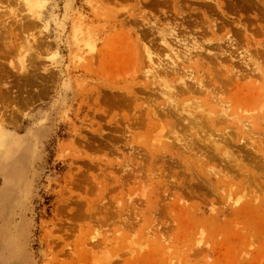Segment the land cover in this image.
I'll list each match as a JSON object with an SVG mask.
<instances>
[{"label":"rangeland","instance_id":"rangeland-1","mask_svg":"<svg viewBox=\"0 0 264 264\" xmlns=\"http://www.w3.org/2000/svg\"><path fill=\"white\" fill-rule=\"evenodd\" d=\"M23 2L0 0V264H264V0Z\"/></svg>","mask_w":264,"mask_h":264},{"label":"bare ground","instance_id":"bare-ground-1","mask_svg":"<svg viewBox=\"0 0 264 264\" xmlns=\"http://www.w3.org/2000/svg\"><path fill=\"white\" fill-rule=\"evenodd\" d=\"M26 3H27V5H28V7H29V10L32 12V16H36V17H38V14L36 13V8H37V6L39 5V3H40V0H24ZM25 2H23V3H25ZM25 3V4H26ZM27 7V8H28ZM35 17V18H36ZM39 18V17H38ZM165 41V40H164ZM163 41V42H164ZM166 43V42H165ZM167 44V43H166ZM21 48H23L22 46H21ZM185 56V55H184ZM189 56V55H188ZM190 57V56H189ZM189 61H191V60H189ZM160 63H158V65H159V67L161 68V69H159V70H162V72H163V74L164 75H166V76H168L170 73H172V72H174V74L176 73V74H178V75H180L179 76V78H177V81H179V83H181L180 84V87H177V86H175V85H173L172 83V85H170V86H168L165 90H166V92H165V90L163 91V88L161 89L162 91H161V94H162V92H163V94H164V92L167 94V95H173L174 97H177L180 93L179 92H182L184 89L183 88H185L186 87V90L189 92V93H192V91H191V88H190V85H187L188 83H186V79H191V77L193 78L194 76L192 75V73H191V77L188 75V73L186 74V73H183V71L182 72H180L181 70L179 69V66L176 64V62H175V59H173V56L171 57V56H169L168 55V59H166L165 61H159ZM24 64V63H23ZM26 67L24 66V65H22V68L21 69H25ZM153 68V67H152ZM152 68H150V70L152 69ZM149 70V69H148ZM152 70H154V69H152ZM170 71V72H169ZM153 73H154V71H152ZM158 72V71H157ZM162 72L160 71V73L159 74H161L162 75ZM187 72V71H186ZM156 74V73H155ZM239 75V74H238ZM249 76V75H248ZM233 77V76H232ZM176 78V77H175ZM240 78H241V76H240ZM179 79V80H178ZM198 80H200V79H198ZM202 80V79H201ZM230 81V80H229ZM232 81V80H231ZM176 82V81H175ZM187 82H188V80H187ZM197 82H199V84L202 86V83H203V81L201 82V81H197ZM233 82V81H232ZM167 83V82H166ZM168 84V83H167ZM183 84V85H182ZM165 85V84H164ZM199 85V87H200V89L202 88V87H204V86H200ZM166 86V85H165ZM179 86V85H178ZM182 86V87H181ZM204 89V88H203ZM171 90V91H170ZM201 91V90H200ZM202 92V91H201ZM215 96H217V94L216 95H214L213 94V97H215ZM173 98V97H172ZM212 98V97H211ZM5 99V98H4ZM212 99H214V98H212ZM215 99H217V98H215ZM214 99V100H215ZM174 100V99H173ZM191 100H192V98H191ZM193 100H194V98H193ZM192 100V101H193ZM195 101V100H194ZM193 101V102H194ZM199 100L197 99V103H199L198 102ZM217 101V102H216ZM215 102H216V104H218L219 106H220V111H219V113L218 114H216V115H220L223 119L222 120H225V119H227L228 117H231V115L232 114H230L229 112H228V106H227V104L226 105H224V103L221 101V100H219V99H217V100H215ZM264 103V102H263ZM260 105V104H259ZM199 105L197 104V106H193V107H196V108H198V110L199 111H197V112H199V113H204V110L203 109H200V107H198ZM263 106V105H262ZM186 107V106H185ZM202 107V106H201ZM261 108V107H260ZM170 112V111H169ZM205 112H206V114H207V116H209L208 118H210V116L212 117V115L213 116H215V112L214 111H208V110H205ZM188 113H189V110H188ZM187 113V115H189ZM191 114V113H190ZM198 114V113H197ZM200 115V114H199ZM235 115V114H234ZM158 116V115H157ZM185 116V115H184ZM183 116V117H184ZM194 117V122H196V121H198V118L197 117H195L194 115H192L191 114V116H189L190 118L191 117ZM217 116V117H218ZM193 117H192V119H193ZM227 117V118H226ZM220 118V117H219ZM232 119V118H231ZM12 120V119H11ZM187 120H188V116H187ZM216 119H212V121L214 122ZM219 120V119H218ZM221 119H220V122L222 121ZM199 121H201V120H199ZM204 121V120H203ZM217 121V120H216ZM215 121V122H216ZM192 123H193V120L191 121ZM238 122V121H237ZM247 122V121H246ZM203 123V122H202ZM244 125H243V127L242 128H246V131L248 130L247 128H248V126L249 125H247V124H249V123H247V124H245V123H243ZM251 125V124H250ZM193 129H194V127H193ZM241 129V128H240ZM197 133V132H196ZM224 133V132H223ZM222 133V134H223ZM226 133V132H225ZM248 133V132H247ZM221 134V135H222ZM220 135V136H221ZM223 135H225V134H223ZM227 135V134H226ZM219 136V135H218ZM241 136V135H240ZM223 138H225L226 139V136H224V137H222V139ZM178 139V138H177ZM217 141V142H216ZM219 140L216 138V140L214 139L213 140V142H212V149L214 148V149H216V150H219L220 148L219 147H217V146H219L221 143L220 142H218ZM227 141V140H226ZM182 142V141H181ZM186 142V141H185ZM184 142V143H185ZM206 142H207V140H206ZM222 142V141H221ZM226 143V142H225ZM191 144V143H190ZM199 144V143H198ZM186 145V144H185ZM184 145V146H185ZM214 145V146H213ZM187 146V145H186ZM189 146V145H188ZM9 192L8 190H6L5 191V196L7 195V193ZM237 200V199H236ZM239 201V200H238ZM237 201V202H238ZM235 204V203H234Z\"/></svg>","mask_w":264,"mask_h":264}]
</instances>
